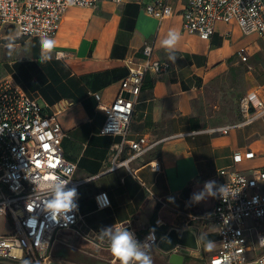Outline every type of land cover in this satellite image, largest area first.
<instances>
[{
	"label": "crops",
	"instance_id": "1",
	"mask_svg": "<svg viewBox=\"0 0 264 264\" xmlns=\"http://www.w3.org/2000/svg\"><path fill=\"white\" fill-rule=\"evenodd\" d=\"M170 1L173 13L161 20L145 12L150 0L69 6L57 33L49 37L55 40L49 51L41 50L42 38L21 36L12 28L0 36V80L10 77L29 96L51 106H66L59 116L63 154L77 163L74 177L88 179L78 188V208L99 237L104 229L127 220L139 238L153 229L159 238L170 228L192 226L197 221L193 216L211 204L205 185L220 169L235 167V151L254 152L253 158L243 161L261 160L258 168L264 167V118L224 134L216 129L239 120L228 113L226 119L209 122L195 108L206 88L235 75L238 70L232 69L241 64L249 69L245 77H253L251 85L246 82L245 95L255 92L264 99V35L244 33L235 21H218L212 36L203 40L184 31L186 0ZM173 30L180 38L167 47L164 41ZM145 43L153 45L154 56L167 60L171 67L161 76L145 74L134 105L128 136H145L155 142L150 151L130 162L142 185L124 167L102 173L110 165L112 144L120 137L99 133L105 115L93 94L99 93L103 102L112 101L128 72L125 60L142 61ZM240 48H245L246 62L236 55ZM153 161L161 164L158 172L152 170ZM190 184L197 187L189 205L182 193ZM99 192L107 193L109 206L98 208L95 195ZM196 196L202 198L196 200ZM157 218L160 224L155 223ZM11 231L8 218L0 212V235ZM68 233L61 231L55 241L53 264H105L103 260L110 259L109 251ZM197 238L199 249L185 255L181 264H206L218 247L212 224L199 225ZM209 242L214 245L211 251L205 247ZM150 255L153 264H172L169 254L156 245ZM0 264L25 263L0 259Z\"/></svg>",
	"mask_w": 264,
	"mask_h": 264
},
{
	"label": "built area",
	"instance_id": "2",
	"mask_svg": "<svg viewBox=\"0 0 264 264\" xmlns=\"http://www.w3.org/2000/svg\"><path fill=\"white\" fill-rule=\"evenodd\" d=\"M102 0H0V36L8 28L26 37H53L59 28L64 11L72 5L95 6ZM120 2L121 0H111ZM145 12L157 19L167 18L173 13L170 0H150ZM183 28L203 40L214 33L216 22L235 21L244 33L264 35V0H186L182 12ZM144 59L134 63L125 60L128 72L120 82L117 95L110 102H103L99 93L93 95L97 108L105 115L101 135L119 136L112 144L110 165L102 173L124 167L142 185L130 167V162L150 151L155 142L145 136L130 138L129 127L147 72L161 76L170 70V63L154 56V47L145 43ZM241 62H246L245 48L237 50ZM66 106H51L39 97L29 96L12 78L0 80V212L12 227L9 234L0 235V259L28 264H53L51 249L61 231L71 230L81 241L109 250L110 240H100L97 232L84 220L79 208L69 213L72 220L54 221L44 208L53 191L44 190L46 181H68L65 190L78 188L88 179H77L74 173L77 163L65 158L61 146L64 135L60 114ZM241 120L217 128L227 133L231 128L246 126L264 118V99L255 92L243 96L239 103ZM125 152H127L126 155ZM254 157V152L235 151L233 162ZM152 170L158 172L159 162H151ZM213 205L193 220L212 224L218 236V247L210 254L206 264H259L264 260V167L249 171L234 168L220 169L213 178ZM39 186V187H38ZM222 186L239 191L235 197L225 200L220 192ZM98 208L109 206L106 192L95 195ZM105 201L107 203L105 204ZM158 201L163 204L161 199ZM74 203L78 205L77 197ZM160 219L155 220L160 224ZM133 233L141 246L156 245L158 236L154 231V242L147 237L150 231L139 238L130 220L119 223ZM145 252L149 251L143 247ZM111 252V251H110ZM111 264L118 261L112 255Z\"/></svg>",
	"mask_w": 264,
	"mask_h": 264
},
{
	"label": "clouds",
	"instance_id": "3",
	"mask_svg": "<svg viewBox=\"0 0 264 264\" xmlns=\"http://www.w3.org/2000/svg\"><path fill=\"white\" fill-rule=\"evenodd\" d=\"M180 38V34L176 31L169 32V38L164 41L165 46H174L177 40ZM40 47L42 51H49L55 47V40L49 38H42L40 41ZM68 181L60 180L56 177L55 181H46L43 185L44 190L51 189L53 196L51 199H47L44 203V208L47 212L51 213L54 221L63 219L65 226L72 220L68 214L78 208V205L74 203L78 193L75 188L65 190V185ZM214 182L207 183L205 185L206 191L211 194ZM39 187V186H38ZM220 192L223 194L225 200L229 195L235 197L239 191L231 190L228 186H222ZM201 196H196L195 199H201ZM171 199V198H170ZM107 201H105V204ZM154 229L150 230V234L147 237L149 241L154 242ZM107 237L110 240L109 250L116 258L119 264H153L152 257L150 255L151 244L141 246L135 241L134 235L130 232L124 224H115L112 227L106 228L101 233L100 239L103 240ZM264 242V239H262ZM143 247H147L149 251L145 252ZM206 249L211 251L214 248L212 242L205 245ZM28 264V262H25ZM223 264H229V259L224 258ZM259 264H264V260Z\"/></svg>",
	"mask_w": 264,
	"mask_h": 264
},
{
	"label": "rangeland",
	"instance_id": "4",
	"mask_svg": "<svg viewBox=\"0 0 264 264\" xmlns=\"http://www.w3.org/2000/svg\"><path fill=\"white\" fill-rule=\"evenodd\" d=\"M232 70H238V72L233 76L230 74L227 75V78L217 86L206 88L197 101L195 108L201 113L205 120L208 118L207 121L209 122H217L220 118H225V115L228 113H231L232 119L236 121L242 119L239 111V103L246 93V82L249 81L251 85L253 77L251 75H249L248 78L245 77V71L249 69L243 64ZM261 166V160L240 161L235 163L234 169L242 172ZM67 232L73 234L71 230ZM110 256L111 254L107 257L109 258Z\"/></svg>",
	"mask_w": 264,
	"mask_h": 264
},
{
	"label": "water",
	"instance_id": "5",
	"mask_svg": "<svg viewBox=\"0 0 264 264\" xmlns=\"http://www.w3.org/2000/svg\"><path fill=\"white\" fill-rule=\"evenodd\" d=\"M199 225L200 221H196L192 226H187L181 230L170 228L163 236L158 238L156 242L157 248L160 251L169 254L168 261L170 263L181 264L185 255L189 254L191 250L197 251L199 249V241L197 238ZM103 243L106 244V241H103ZM56 251V245L54 242L51 249V256H54ZM109 253L112 257V253L110 251ZM103 261L105 264H111L110 259ZM116 264H119V262Z\"/></svg>",
	"mask_w": 264,
	"mask_h": 264
},
{
	"label": "trees",
	"instance_id": "6",
	"mask_svg": "<svg viewBox=\"0 0 264 264\" xmlns=\"http://www.w3.org/2000/svg\"><path fill=\"white\" fill-rule=\"evenodd\" d=\"M196 187H197L196 184H190L187 188H185L183 190L182 195L185 198V200L188 202L189 205L192 204V201L194 200L195 195L193 194V192L196 189ZM212 193H213V188H212ZM212 193H211V198H210V200H211L210 206L204 210H200L198 213H203L204 211H206L212 207V205H213Z\"/></svg>",
	"mask_w": 264,
	"mask_h": 264
}]
</instances>
